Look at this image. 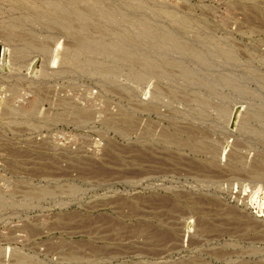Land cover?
Masks as SVG:
<instances>
[{
    "label": "rangeland",
    "instance_id": "obj_1",
    "mask_svg": "<svg viewBox=\"0 0 264 264\" xmlns=\"http://www.w3.org/2000/svg\"><path fill=\"white\" fill-rule=\"evenodd\" d=\"M0 264H264V0H0Z\"/></svg>",
    "mask_w": 264,
    "mask_h": 264
},
{
    "label": "bare ground",
    "instance_id": "obj_2",
    "mask_svg": "<svg viewBox=\"0 0 264 264\" xmlns=\"http://www.w3.org/2000/svg\"><path fill=\"white\" fill-rule=\"evenodd\" d=\"M24 34H25V33H24ZM23 38H24V37H23ZM258 209H259V207H258ZM259 211H260V210H259ZM259 211H258V212H259Z\"/></svg>",
    "mask_w": 264,
    "mask_h": 264
}]
</instances>
